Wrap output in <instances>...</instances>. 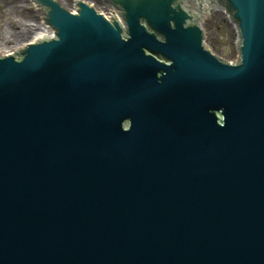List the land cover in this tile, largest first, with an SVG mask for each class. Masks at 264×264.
<instances>
[{
	"label": "water",
	"instance_id": "water-1",
	"mask_svg": "<svg viewBox=\"0 0 264 264\" xmlns=\"http://www.w3.org/2000/svg\"><path fill=\"white\" fill-rule=\"evenodd\" d=\"M35 1L55 37L0 56V264H264V0Z\"/></svg>",
	"mask_w": 264,
	"mask_h": 264
},
{
	"label": "rangeland",
	"instance_id": "rangeland-1",
	"mask_svg": "<svg viewBox=\"0 0 264 264\" xmlns=\"http://www.w3.org/2000/svg\"><path fill=\"white\" fill-rule=\"evenodd\" d=\"M13 1L14 0H0V42L2 41L1 33L7 30L11 32L10 39H12L9 44L16 42L13 40V37H16V39L19 38V36H16V33L18 30L21 33L24 23H26V26H29L32 22L37 21L36 18H38L37 16L39 15L38 12L33 11V7L28 1L15 0V4ZM57 1L59 2L60 0ZM65 1L67 2H65L67 8H70V0ZM87 1L92 4L96 3V0ZM97 1H101L102 3V0ZM98 7H100V5H98ZM10 8L11 13L9 14ZM223 15H225V13L222 11L211 10L206 19L202 20L201 26L204 32L206 46L216 55L228 60L233 58L232 28ZM20 18L25 22L19 25ZM13 22H16V24L18 23V25L13 26ZM27 30L28 29H26V31ZM20 39L22 40L23 37ZM7 49H10L9 45Z\"/></svg>",
	"mask_w": 264,
	"mask_h": 264
},
{
	"label": "bare ground",
	"instance_id": "bare-ground-1",
	"mask_svg": "<svg viewBox=\"0 0 264 264\" xmlns=\"http://www.w3.org/2000/svg\"><path fill=\"white\" fill-rule=\"evenodd\" d=\"M76 1V0H73ZM87 1V0H86ZM66 1L65 0H60V3L62 4V6H64L65 8H67V6L65 5ZM92 2V1H91ZM64 3V4H63ZM98 5H100V7H98ZM94 7L97 9V11L99 13L104 14V8H103V2L101 3V1H97L96 3H94ZM68 10H70L71 12L74 13V11L70 8H68ZM210 11V10H209ZM209 11L203 16V19H206V17L209 14ZM13 12V11H12ZM11 13V8L9 11V14ZM39 13V12H38ZM25 21H22V19H19V25ZM31 25V26H30ZM29 26H26V23H24V27L22 28V31L20 33V31L18 30L16 33V36L19 38L16 39V37H13V40L16 41L13 44H9L11 42L12 39H10V31L4 30L1 34V42H0V54H7L9 52H12L11 49H7L8 45L9 48H14L15 50L19 49L22 45L26 44V43H34L35 41L41 39V38H45L49 36L50 33V28L45 27L43 25H40L37 23V21L32 22ZM26 26V27H25ZM31 28V29H30ZM26 29H28L26 31ZM23 37V39L21 40L20 38Z\"/></svg>",
	"mask_w": 264,
	"mask_h": 264
},
{
	"label": "flooded vegetation",
	"instance_id": "flooded-vegetation-1",
	"mask_svg": "<svg viewBox=\"0 0 264 264\" xmlns=\"http://www.w3.org/2000/svg\"><path fill=\"white\" fill-rule=\"evenodd\" d=\"M13 3L15 4V0L13 1Z\"/></svg>",
	"mask_w": 264,
	"mask_h": 264
}]
</instances>
